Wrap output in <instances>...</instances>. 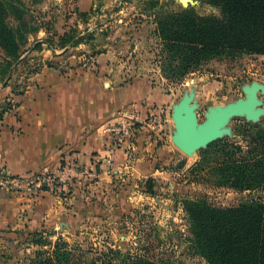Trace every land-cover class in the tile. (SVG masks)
<instances>
[{
  "label": "rangeland",
  "instance_id": "1",
  "mask_svg": "<svg viewBox=\"0 0 264 264\" xmlns=\"http://www.w3.org/2000/svg\"><path fill=\"white\" fill-rule=\"evenodd\" d=\"M6 1L10 4L9 26L25 33L27 43L18 65L22 71L15 64L8 66L0 47V108L6 109L4 114L15 109L31 75L45 66L99 72L101 79L110 77L113 85L141 78L168 98L158 119L162 124L159 136L172 157L163 172H156L158 178L152 177L156 193L143 190L147 178L131 189L127 184L123 193L113 198L81 196L82 212L75 198L71 199L76 193L63 189V183L50 186L42 182L31 191L19 189L18 193L31 199L41 190H49L62 200V208L56 211L51 208L54 200H47L43 209L46 218L42 220L35 219V209H19L14 222L6 223L10 230L0 231V264H31L39 254L51 255L57 248L70 256L62 264H123L125 259L137 257L160 264H208L190 241L185 202L204 198L215 206H231L264 199V190L239 192L227 184L220 185L217 173L219 163L234 151L232 145L241 146L237 155H245L256 146L264 131V92H259L263 112L257 120L234 116L220 138L193 154H186L172 140L176 133L174 106L185 94L194 92L198 119L203 123L210 107L245 98L246 87L254 82L264 85V54L241 53L234 59L212 60L182 79L173 78L158 32V18L187 8H195L201 15L219 16L220 7L211 0ZM15 7L28 13L18 16ZM71 30L78 35L68 44L61 37ZM108 52L114 57L108 58V68L102 73L95 58ZM30 234H39L40 243L27 241Z\"/></svg>",
  "mask_w": 264,
  "mask_h": 264
},
{
  "label": "crops",
  "instance_id": "2",
  "mask_svg": "<svg viewBox=\"0 0 264 264\" xmlns=\"http://www.w3.org/2000/svg\"><path fill=\"white\" fill-rule=\"evenodd\" d=\"M113 57L110 52L97 55L98 70L103 73ZM61 67L45 66L33 73L18 105L0 118V169L25 175L71 159L74 175L63 189L76 193L71 194L76 205L82 197L113 198L129 183L131 189L147 178H158L156 172H163L172 157L159 136L158 119L167 96L141 78L113 85L99 72ZM126 110L139 115L129 120L131 136L120 130ZM57 199L49 190H41L35 199L2 192L0 224L14 222L19 209H35V219L42 220L47 200H54L51 208L61 210L62 200Z\"/></svg>",
  "mask_w": 264,
  "mask_h": 264
},
{
  "label": "trees",
  "instance_id": "3",
  "mask_svg": "<svg viewBox=\"0 0 264 264\" xmlns=\"http://www.w3.org/2000/svg\"><path fill=\"white\" fill-rule=\"evenodd\" d=\"M219 6L220 15H201L195 8L183 9L158 18V32L164 43L173 78L182 79L212 60L234 59L241 53L264 54V0H211ZM8 2L0 0V47L8 66L18 67L27 43L25 33L9 26ZM18 16L28 13L15 7ZM78 34L65 32L61 39L68 43ZM53 66V65H51ZM21 68V69H20ZM10 69V67H9ZM0 118L5 108H0ZM247 154L241 146L219 163L220 185L239 192L264 190V131ZM71 159H63L62 169L73 167ZM156 184L148 178L145 192L156 193ZM83 206V207H82ZM80 212L84 203L79 200ZM190 222V241L208 264H264V199L255 198L237 205L215 206L206 199L185 202ZM7 224L0 225L8 232ZM38 235L27 241L40 243ZM22 237V235L20 234ZM66 250L51 255L39 254L31 264H62L68 259ZM123 264H160L149 258L125 259Z\"/></svg>",
  "mask_w": 264,
  "mask_h": 264
},
{
  "label": "water",
  "instance_id": "4",
  "mask_svg": "<svg viewBox=\"0 0 264 264\" xmlns=\"http://www.w3.org/2000/svg\"><path fill=\"white\" fill-rule=\"evenodd\" d=\"M193 0H181L183 3ZM246 97L230 102L226 105L210 107L206 112V120L199 122L197 108L194 101L195 93H187L174 106L173 118L176 124V133L172 140L174 144L186 154H193L202 147H206L224 133L225 125L237 115H245L249 120H257L263 112L260 108L259 92H264V85L254 82L246 87Z\"/></svg>",
  "mask_w": 264,
  "mask_h": 264
},
{
  "label": "built area",
  "instance_id": "5",
  "mask_svg": "<svg viewBox=\"0 0 264 264\" xmlns=\"http://www.w3.org/2000/svg\"><path fill=\"white\" fill-rule=\"evenodd\" d=\"M123 119L121 120V129L131 136L132 128L129 120H138L139 115L135 112L126 110L123 112ZM74 175L73 167L62 169H51L50 167L43 168L39 172H34L30 175H13L6 170L0 169V192L9 191L17 192L19 189L32 190V186L39 187L42 182L49 184H66L68 180Z\"/></svg>",
  "mask_w": 264,
  "mask_h": 264
},
{
  "label": "bare ground",
  "instance_id": "6",
  "mask_svg": "<svg viewBox=\"0 0 264 264\" xmlns=\"http://www.w3.org/2000/svg\"><path fill=\"white\" fill-rule=\"evenodd\" d=\"M186 1V0H185Z\"/></svg>",
  "mask_w": 264,
  "mask_h": 264
}]
</instances>
